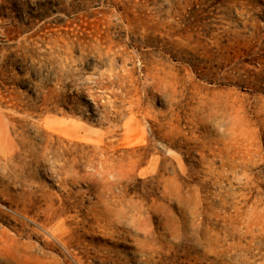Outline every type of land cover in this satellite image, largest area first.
<instances>
[{
    "label": "rangeland",
    "instance_id": "obj_1",
    "mask_svg": "<svg viewBox=\"0 0 264 264\" xmlns=\"http://www.w3.org/2000/svg\"><path fill=\"white\" fill-rule=\"evenodd\" d=\"M0 264H264V0H0Z\"/></svg>",
    "mask_w": 264,
    "mask_h": 264
}]
</instances>
